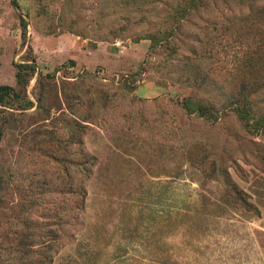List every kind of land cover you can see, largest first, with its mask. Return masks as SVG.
Here are the masks:
<instances>
[{
    "label": "rangeland",
    "instance_id": "rangeland-1",
    "mask_svg": "<svg viewBox=\"0 0 264 264\" xmlns=\"http://www.w3.org/2000/svg\"><path fill=\"white\" fill-rule=\"evenodd\" d=\"M11 1L0 86L37 70L33 106L0 107V264H264V0Z\"/></svg>",
    "mask_w": 264,
    "mask_h": 264
},
{
    "label": "trees",
    "instance_id": "trees-1",
    "mask_svg": "<svg viewBox=\"0 0 264 264\" xmlns=\"http://www.w3.org/2000/svg\"><path fill=\"white\" fill-rule=\"evenodd\" d=\"M191 1V0H189ZM193 1H199V0H193ZM214 1V0H213ZM186 2V0H185ZM204 0H201V3H203ZM12 5L15 8H18L17 2L15 0L11 1ZM193 5H195V2H193ZM191 8V6H190ZM254 19H258L262 25L264 26V7H261V10H257L254 14ZM222 17V16H220ZM20 26H21V38L25 41L27 36V22L24 18L20 17ZM179 30V28H178ZM175 31L171 30L166 34L167 39L176 37ZM153 35V36H152ZM149 38L151 40L152 45L151 50H155L158 48L159 44L162 43L160 40L156 37L157 34H152ZM166 39L164 38V41ZM159 43V44H158ZM164 46H166L164 44ZM173 47V45L170 43L165 48ZM28 49L30 51V47L28 46ZM188 59V58H187ZM16 73H15V86H9V85H1L0 86V107L8 110H14V111H22L27 110L33 106V102L28 98L26 94V88L30 82V80L35 76L37 66L35 64L34 58L31 60H26L23 63L15 64L14 65ZM251 69H253L252 63H250ZM238 72L240 74L243 72L242 65L240 64L237 68ZM253 71L248 70L245 72L246 74L252 73ZM245 73L240 77L241 86L244 88L245 84ZM37 80L41 82L45 87L46 83H49L51 80V76L47 74L46 76L42 77L40 74L37 75ZM49 80V81H47ZM201 83H207L205 79L200 81ZM244 104L245 107H242L241 105ZM183 105L185 107V111L188 114H195L196 116L200 118H205L208 120L213 119V116H211V112L208 106L201 104L197 101H194L190 98H187L183 101ZM233 111L236 113V115L239 117V119L242 121V123L247 127L248 130H252L260 125L261 119L260 118H254L255 121L250 124L251 119L255 116L253 111L251 110V100L250 99H243V100H234L232 103ZM38 133H36L35 137ZM220 174V172H219ZM221 175V174H220ZM213 177H215V174H212ZM223 176V186L226 194L232 198V200L244 211L246 212H254L256 215L259 214L258 209L248 200L242 190H240L237 185H235L228 174L222 173Z\"/></svg>",
    "mask_w": 264,
    "mask_h": 264
}]
</instances>
